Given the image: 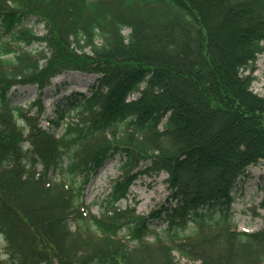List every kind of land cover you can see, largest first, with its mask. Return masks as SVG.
<instances>
[{
  "label": "trees",
  "instance_id": "1",
  "mask_svg": "<svg viewBox=\"0 0 264 264\" xmlns=\"http://www.w3.org/2000/svg\"><path fill=\"white\" fill-rule=\"evenodd\" d=\"M263 53L264 0H0V264H264V227L239 230L233 211L264 162ZM66 73L95 78L44 128ZM115 156L94 214L86 188ZM162 173L170 204L122 206Z\"/></svg>",
  "mask_w": 264,
  "mask_h": 264
},
{
  "label": "rangeland",
  "instance_id": "2",
  "mask_svg": "<svg viewBox=\"0 0 264 264\" xmlns=\"http://www.w3.org/2000/svg\"><path fill=\"white\" fill-rule=\"evenodd\" d=\"M29 24L39 34L45 33L44 24H34L32 19ZM126 33L129 30L125 31ZM34 49H42L43 46L33 45ZM258 69L255 72L256 79L253 83V90L264 95V53L261 54L257 61ZM95 75H85L80 73H66L53 79L52 85L49 86L43 95V100L47 106L45 118H42V125L45 128L56 129L50 125L49 119L56 117V106L66 95H71L77 91L87 92L89 85L93 82ZM66 81V82H65ZM25 95L17 96L19 100L34 97V87L26 88ZM21 93L25 90L20 88ZM62 127V126H61ZM56 131V130H55ZM121 158L115 156L105 162L99 171L91 178L85 193V200L89 204L91 212L99 214L102 210V201L111 191L113 181L120 175ZM57 177V176H56ZM166 173L159 176L149 177L141 175L132 185L129 196L121 201L122 206L136 205L137 212L148 214L152 209L160 204H170L168 199L169 191L165 181ZM235 201L233 204L234 221L240 230L255 231L264 227V162L248 167L244 176H242L234 191ZM154 221L157 229L161 231L165 225ZM124 233V232H123ZM5 240L0 234V249H4ZM177 257L179 255L177 254ZM185 262V259H182ZM6 264V263H3Z\"/></svg>",
  "mask_w": 264,
  "mask_h": 264
},
{
  "label": "water",
  "instance_id": "3",
  "mask_svg": "<svg viewBox=\"0 0 264 264\" xmlns=\"http://www.w3.org/2000/svg\"><path fill=\"white\" fill-rule=\"evenodd\" d=\"M200 70V68H198V71Z\"/></svg>",
  "mask_w": 264,
  "mask_h": 264
}]
</instances>
